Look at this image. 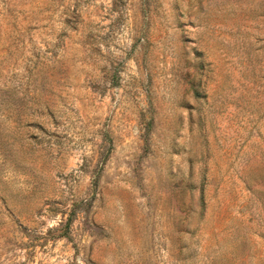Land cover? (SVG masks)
I'll list each match as a JSON object with an SVG mask.
<instances>
[{"label": "rangeland", "instance_id": "374dc122", "mask_svg": "<svg viewBox=\"0 0 264 264\" xmlns=\"http://www.w3.org/2000/svg\"><path fill=\"white\" fill-rule=\"evenodd\" d=\"M184 1L0 0V264H264V0Z\"/></svg>", "mask_w": 264, "mask_h": 264}, {"label": "crops", "instance_id": "0c3cea01", "mask_svg": "<svg viewBox=\"0 0 264 264\" xmlns=\"http://www.w3.org/2000/svg\"><path fill=\"white\" fill-rule=\"evenodd\" d=\"M181 3V1H179ZM185 4H215V5H234L246 4L249 0H187Z\"/></svg>", "mask_w": 264, "mask_h": 264}]
</instances>
